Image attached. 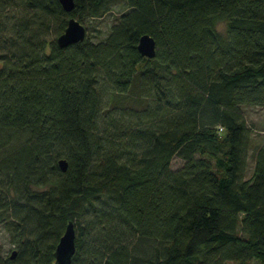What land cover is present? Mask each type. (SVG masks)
<instances>
[{"label":"trees","instance_id":"obj_1","mask_svg":"<svg viewBox=\"0 0 264 264\" xmlns=\"http://www.w3.org/2000/svg\"><path fill=\"white\" fill-rule=\"evenodd\" d=\"M74 1L0 0V264H264V0Z\"/></svg>","mask_w":264,"mask_h":264},{"label":"water","instance_id":"obj_2","mask_svg":"<svg viewBox=\"0 0 264 264\" xmlns=\"http://www.w3.org/2000/svg\"><path fill=\"white\" fill-rule=\"evenodd\" d=\"M64 10L71 13L75 8L74 0H59ZM87 28L79 20L72 17L68 21V26L63 34L58 39V45L62 48L68 47L72 44L83 42L87 38ZM139 52L149 59H153L157 54L156 40L149 34L143 35L139 40ZM62 170L67 171L68 164L65 160L60 161ZM76 239L77 233L73 222L67 225L64 235L61 237L57 245L55 257V264H72L73 257L76 253ZM16 251H13L12 258H15Z\"/></svg>","mask_w":264,"mask_h":264},{"label":"rangeland","instance_id":"obj_3","mask_svg":"<svg viewBox=\"0 0 264 264\" xmlns=\"http://www.w3.org/2000/svg\"><path fill=\"white\" fill-rule=\"evenodd\" d=\"M125 10L126 8L124 6H117L104 18L85 22L84 24L87 26L90 36H92L94 40H102L106 38L111 26L118 20L121 13ZM218 29L224 33L226 30V24H219ZM245 113L250 126L253 128L254 139L258 142L261 141L264 144V108L246 107ZM183 164L184 161L179 157H175L172 161V167L174 169L180 168ZM253 167L254 163L251 161L248 176L252 174ZM0 244L5 250H7L8 254L11 253L10 250L12 249V246H10L8 236L3 228H0Z\"/></svg>","mask_w":264,"mask_h":264}]
</instances>
